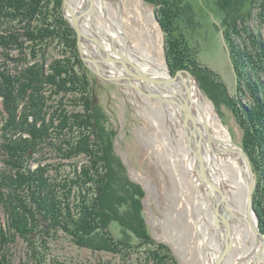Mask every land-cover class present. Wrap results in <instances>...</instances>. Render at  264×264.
Masks as SVG:
<instances>
[{"label": "trees", "instance_id": "trees-1", "mask_svg": "<svg viewBox=\"0 0 264 264\" xmlns=\"http://www.w3.org/2000/svg\"><path fill=\"white\" fill-rule=\"evenodd\" d=\"M145 1L156 6L171 68H188L200 82H214L215 73L198 65L196 52L188 45L198 27L191 0ZM63 3L0 0V52L8 55L18 50L21 55L14 73L0 62L4 164L0 166V207L7 217L6 227H0V254L5 256V245L21 237L34 264H63L51 259L50 244L68 237L79 247L113 255L117 264H180L171 246L151 234L144 190L131 179L115 150L116 131L109 126L97 91L104 84L82 60L77 33L64 16ZM214 3L228 38L231 31L250 33L249 27L237 28L235 22L249 13L243 9L244 0ZM56 48L59 56L54 58L51 53ZM259 53L255 70H264L262 46ZM238 59L236 72L243 80L247 70L248 88L257 104L243 112L236 107L235 114L245 131L243 146L259 176L258 190L263 192L258 208L263 213L264 83L256 82L253 67ZM46 151L50 157L46 158ZM83 157L87 161L81 163ZM35 161L38 165L33 167Z\"/></svg>", "mask_w": 264, "mask_h": 264}, {"label": "rangeland", "instance_id": "rangeland-1", "mask_svg": "<svg viewBox=\"0 0 264 264\" xmlns=\"http://www.w3.org/2000/svg\"><path fill=\"white\" fill-rule=\"evenodd\" d=\"M99 1L103 2L104 10L100 13L97 10ZM99 1L94 0L97 11L96 20L99 25L106 28L118 41L123 40L122 42L126 41L130 45H135L136 41L141 42L140 35L145 36L148 29L152 30L153 39L161 44V54L169 74L174 75L178 71L173 70L167 60L165 35L158 22L154 4L145 0ZM191 3L197 14L195 21H198V27L190 34L188 45L196 52L198 65L208 67L215 73L214 82L210 80L200 82L195 73L188 68L183 69L193 73L195 76L193 80L204 97L214 105L231 140L241 146L249 156L243 146L245 131L235 114V108L239 107V110L244 111L250 105L255 107L257 103L255 104V98L248 88L250 83L247 79V70H243V80H240L235 66L239 64H236L238 57L242 58L243 63L249 64V67H253V71L256 72V82L264 83V70L258 68L255 70V67H258L256 64L260 63L261 59L259 47L264 48V0H244L243 9L249 13L245 14V18L243 13V20L239 18L235 22L237 28L243 29L245 25L249 27L250 33H245L244 29L241 30L243 34L231 31L230 38L225 34L226 27L223 25L222 16L214 0H191ZM63 13L65 16L64 3ZM65 18L69 21L66 16ZM85 22L87 24L86 20ZM118 22H121V27ZM121 29L125 31V36L120 34ZM124 47L127 48V46ZM51 55L54 58L59 56L58 49L56 48ZM52 58L51 56L48 59V64ZM191 61L196 62L193 58ZM0 62L14 73L21 65V55L18 50L9 51L8 55L5 51L0 52ZM104 67L112 71L109 65ZM97 77L100 83L104 84L102 88H97L100 102L109 115V126L116 131L114 140L116 153L124 161L131 179L139 183L144 190V211L151 234L158 241L171 246L180 264H210L205 261L208 247L204 246L205 250L200 247L202 236L199 228L202 220L199 218L198 211L200 210L201 213L204 209L201 208L199 190L183 161L185 148L177 126L170 120L157 98L148 97L143 92L146 88H142L143 91L140 92L124 85L108 82L98 75ZM261 95L264 93L261 92ZM0 106L3 108L2 103ZM45 156L50 157L51 153L46 151ZM249 158L251 160L250 156ZM2 159L3 154L0 152V166L4 165ZM56 161L58 160L54 159L55 166L58 165ZM86 161L83 157L81 163ZM37 165L38 161H35L33 167ZM253 170L256 175L255 210L259 228L264 233V212H260V205L258 208L261 198L259 194L263 191L258 190L259 176L254 167ZM52 172H55L54 168ZM204 215L205 213L202 212L201 216ZM6 222L7 217L3 208L0 207V227H6ZM52 241L49 251L51 259L59 260L63 264H117L119 261L111 254L79 247L68 237ZM4 248L6 254L5 256L0 254L2 259L0 264L7 262L8 264H34L29 256L27 243L21 237H17L14 243H9ZM1 250L0 253L3 251Z\"/></svg>", "mask_w": 264, "mask_h": 264}, {"label": "bare ground", "instance_id": "bare-ground-1", "mask_svg": "<svg viewBox=\"0 0 264 264\" xmlns=\"http://www.w3.org/2000/svg\"><path fill=\"white\" fill-rule=\"evenodd\" d=\"M84 1L79 0L76 2V0H71L77 7H83ZM97 7L99 13L104 11L103 2L100 3L99 1ZM118 23L121 27V22ZM119 32L124 36L126 34L122 29ZM146 32L145 36L140 35L142 41H136L135 45L127 44L126 41L122 42V38L119 37L122 40L119 41L122 43L120 45L123 47L127 46V54L145 71L159 78L167 79L171 77V74H169L164 57L161 54V44L153 39L152 30L148 29ZM89 44L93 48V44L90 42ZM111 70L115 71L114 66ZM184 81V77L181 76L177 81L164 84H147V87L159 95L157 97L159 104L164 108L168 117L175 123L177 130L181 134V141L185 148L183 161L185 162L186 170L191 174V178L199 190L201 208L204 209L201 213H205L204 216H201L200 210L198 211L199 218L202 220V225L199 228L202 236L200 247H208L209 251L205 256V261L212 264L226 243V234L224 226L220 227L215 217L216 197L218 195L214 193L209 183L205 180L204 174L201 172V177L197 174L196 151L191 144L192 135L185 122L183 113V106L186 104ZM191 83V95L194 100L193 114L197 121L200 122L199 128L202 134L200 138L201 151L205 157L209 172L212 174L211 177L218 184L222 182L226 201L230 208L228 217L233 236V248L226 264H264V249H262L261 240L254 233L246 215V190L249 172L241 155L233 151L235 145L227 133V128L221 122L214 105L204 97L201 89L193 79ZM140 85L144 88L142 83ZM258 252H260V256L256 259Z\"/></svg>", "mask_w": 264, "mask_h": 264}, {"label": "water", "instance_id": "water-1", "mask_svg": "<svg viewBox=\"0 0 264 264\" xmlns=\"http://www.w3.org/2000/svg\"><path fill=\"white\" fill-rule=\"evenodd\" d=\"M65 16L69 19L72 26L75 28L78 35V47L80 54L85 63L101 78L108 82L124 85L128 88L143 91L141 83L146 91H143L148 96L157 98L154 91H151L147 84H164L177 81L179 77H184L183 85L186 90V104L183 106V113L185 122L189 127L192 135L191 144L195 148L197 159V174L201 177V172L204 174L205 180L209 183L216 197L215 217L217 224L220 227L224 226L226 234V243L215 259L213 264H226L232 248L233 236L231 233V226L229 223L230 208L226 201L225 189L222 182H216L211 177L205 157L201 151L200 138L202 136L199 128V121L193 114L194 100L192 98V79L195 78L193 73L188 69H180L174 75L167 79L159 78L156 75L145 71L137 62L130 57L125 47L120 45V42L114 37L106 28L99 25L96 20L97 11L94 0H85L83 7L75 6L71 0H64ZM85 20L87 21V25ZM93 44V48L89 44ZM95 50V52H93ZM115 67V71L107 70L104 66ZM189 137V136H188ZM188 139V138H187ZM189 140V139H188ZM233 142V141H232ZM234 143V142H233ZM233 151L241 155L242 160L249 172V181L246 190V215L249 220L254 233L260 238L262 249H264V233L259 228V220L255 210L254 191L256 188V175L254 173L251 160L244 149L238 144L234 143ZM227 150V149H226ZM208 169V170H207ZM223 225V226H222ZM260 256L257 253L256 259Z\"/></svg>", "mask_w": 264, "mask_h": 264}]
</instances>
